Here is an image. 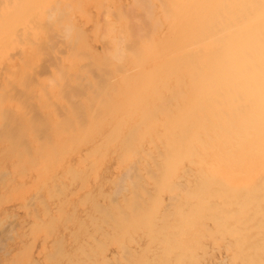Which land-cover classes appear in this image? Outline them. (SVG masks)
I'll return each instance as SVG.
<instances>
[{
  "label": "bare ground",
  "instance_id": "1",
  "mask_svg": "<svg viewBox=\"0 0 264 264\" xmlns=\"http://www.w3.org/2000/svg\"><path fill=\"white\" fill-rule=\"evenodd\" d=\"M88 26L100 50L86 41ZM81 78L89 89L78 101L89 108L61 117L51 108L68 111ZM38 97L46 139L59 142L47 141L44 153L95 139L81 165L115 155L121 177L113 194L97 197L101 208L92 205L91 224L102 222L100 238L89 236V264H202L208 243L225 250L223 264H264V0H0V111L31 123L24 107ZM32 126L43 127L26 129L39 151L46 143ZM104 242L116 246L110 258L94 249Z\"/></svg>",
  "mask_w": 264,
  "mask_h": 264
},
{
  "label": "rangeland",
  "instance_id": "2",
  "mask_svg": "<svg viewBox=\"0 0 264 264\" xmlns=\"http://www.w3.org/2000/svg\"><path fill=\"white\" fill-rule=\"evenodd\" d=\"M91 27H87L86 28V33H85V38L86 41L89 43V45H91V47L95 50H100L101 49V44L99 42H97V38H95L94 34L91 31ZM52 61L51 58H47V62L46 64V68L48 65H50ZM54 64V62H53ZM43 70H46L43 68ZM47 73V71L45 72ZM81 80V81H80ZM84 80V81H83ZM78 79V88L80 87V91L76 90L77 93H74V95L76 97H71L66 95V99L68 100H73V106H70V108L68 109V111H62L58 108L53 106L51 109H55L53 110L54 112H57V114H60V116L62 117V114L67 115V113H69L70 109L71 111H73L74 116L75 115V111H74V107H77V105H80L81 103L78 101L79 98L81 97L82 103L84 102V100L87 98V86H86V82H88V80L86 79ZM32 81V83H31ZM33 81H35L36 84V79H29L27 80V83L29 84H33ZM26 82V81H24ZM82 83V84H80ZM85 83V84H84ZM89 83V82H88ZM86 87H84V85ZM69 85V84H68ZM80 85V86H79ZM83 87V88H82ZM19 88V87H18ZM82 88V90H81ZM44 89H47L44 87ZM44 89L42 88V90H40V97H42L43 100H47L48 96L47 94H42V91H44ZM20 88L17 89V96H22L21 92H20ZM84 91V92H83ZM86 92V93H85ZM20 93V94H19ZM82 94L84 95V97L82 96ZM43 95V96H42ZM40 97H38V100H27L30 102L26 101L25 104V113L28 112L29 116H30V121H32L31 123L27 122V120L24 122L23 118H18V115H14V113L12 114V112H7V111H0L2 113H0V123L1 125H3L0 129V161L2 160V157L4 158L1 162H0V178L2 179H7L0 181V264H89L91 263V255L92 257L95 255V253H92L91 251H89L90 247H93L90 242H89V236H97V238H100L98 236V234H96L94 228H96L97 226L99 227V223L102 222L101 218L99 214H97L95 217H97L98 219L96 223V226H94L92 219H89L91 215H93V213H91L93 210V206L94 207H100L98 206L96 203L94 204V202L98 203V196L101 193L104 194H113V192L115 191V187L113 186V182L115 181V179H117L120 176L119 170L116 169V160L113 159L115 158V155H113V153H111V156L109 157H104L102 158H98L97 160V164H96V160H94L91 164V166L93 167V170L90 166L84 167L83 165H81L80 163L82 162L81 159L84 158V155L88 152V149L90 147H92L94 145V140L95 139H74L75 142H71L68 144H63V146H61L59 148V154L55 155H49L47 152L44 153V150L46 151L47 149V141H52V143H59L57 142L58 139H46L49 135V130H46V126L48 125V120L49 118L45 115V113L47 111H45V109H42L41 106V99ZM47 97V98H46ZM79 97V98H78ZM72 98V99H70ZM76 98V99H75ZM32 101V103H31ZM36 102V103H35ZM77 102V103H76ZM39 104V105H38ZM38 105V106H37ZM87 108H89L87 106V103L85 104ZM83 104H81L79 107L81 106H85ZM35 106V107H34ZM38 108H37V107ZM73 107V108H72ZM33 108V109H32ZM84 108V107H82ZM28 109V111H27ZM38 109V110H37ZM31 113H30V112ZM59 111V112H58ZM4 112V113H3ZM35 112V113H34ZM78 113V110L76 111V114ZM5 114V118H3ZM2 115V116H1ZM10 115V116H9ZM45 115V116H44ZM15 121L14 120V118ZM3 119V121H2ZM22 119V121L20 120ZM20 120V121H18ZM43 122V123H41ZM9 121V122H8ZM12 121V122H10ZM15 121V122H14ZM46 121V122H45ZM5 126H4V123ZM21 122V123H20ZM38 122V123H37ZM76 123H78V118L77 121H75ZM22 125H20V124ZM27 123L33 124V125H37L40 128H42L41 130L37 127H33L34 130H36L37 136L40 139H37L38 142H41L43 140V142L41 143H46V145L44 144L42 146V148L38 151V146L36 144H34V140L32 141V139H27L29 137V132L26 129L28 128ZM35 123V124H34ZM12 124V125H11ZM15 126H14V125ZM41 124V126H40ZM24 125V126H23ZM26 125V126H25ZM44 125V126H42ZM24 127V129L22 130V128ZM7 127V128H6ZM9 127V128H8ZM6 129V130H4ZM22 131H21V130ZM32 129V130H33ZM43 129H45L43 131ZM4 130V131H3ZM14 130L16 132H14ZM31 130V131H32ZM8 131H10L8 133ZM25 131V132H24ZM39 131V132H38ZM43 131V132H40ZM7 132V133H6ZM11 132H14V134H12ZM19 133L21 135H19ZM26 133V134H24ZM43 133V134H42ZM3 134V135H2ZM7 134V135H6ZM10 134V135H9ZM16 134L18 135V137L16 136ZM25 136H24V135ZM41 134V135H39ZM2 135V136H1ZM11 136V139L9 137L6 136ZM28 135V136H27ZM45 135V136H44ZM6 138H5V137ZM14 136V137H13ZM24 136V137H23ZM16 137V138H15ZM23 137V138H22ZM25 138V139H24ZM7 140L5 142V140ZM17 139V140H15ZM21 139V142H19ZM2 140V141H1ZM14 140V141H13ZM19 140V141H18ZM23 140V141H22ZM46 140V142H45ZM57 140V141H56ZM9 141H13L12 143ZM18 141V145L17 142ZM32 141V142H30ZM56 141V142H55ZM23 142V144H22ZM25 142V143H24ZM82 142H84L82 144ZM89 142V143H87ZM93 142V143H92ZM10 143V144H9ZM16 143V145H15ZM29 143V144H28ZM9 146H8V145ZM14 144L15 146L13 147ZM28 144V146H27ZM88 144V146H87ZM11 145V146H10ZM78 145V146H77ZM21 146V147H20ZM37 146V147H36ZM77 146V147H76ZM3 147V148H2ZM10 147V148H9ZM14 149H13V148ZM16 147V148H15ZM18 147V149H17ZM24 147V148H23ZM64 147V148H63ZM67 147V148H66ZM73 147V148H72ZM76 147V148H75ZM89 147V148H88ZM22 148V149H20ZM27 148V149H26ZM29 148V149H28ZM63 148V149H62ZM6 153H5V150ZM13 150V153H10ZM76 149V150H75ZM78 149V150H77ZM16 150V151H15ZM18 150L23 151L24 153H28L26 155V158H18L17 157V153ZM30 152H28V151ZM57 150V149H56ZM71 150V151H70ZM74 150V153H73ZM87 150V151H86ZM38 151V152H37ZM61 151V152H60ZM4 152V153H3ZM40 152V154H39ZM68 152V153H67ZM76 152V153H75ZM74 155H73V154ZM8 154V157L6 156ZM10 154H15V155H10ZM32 155V156H31ZM37 155V156H36ZM34 156V157H33ZM10 157V158H9ZM28 157V158H27ZM113 157V158H112ZM18 158V159H17ZM114 161H112L111 160ZM34 159V160H33ZM37 159V160H36ZM5 160V161H4ZM20 160V161H19ZM60 160V161H59ZM108 162H106V161ZM18 161V162H17ZM28 161V162H27ZM12 162V163H11ZM29 162H33V163H29ZM51 162V163H50ZM7 163V164H6ZM36 163V164H34ZM68 164V165H67ZM96 164V165H95ZM101 164V165H100ZM112 164V165H111ZM114 164V166H113ZM24 167H23V166ZM95 165V166H93ZM102 165H104V168ZM106 165V166H105ZM71 166V167H69ZM102 166V167H101ZM110 166V168H109ZM111 166H113L111 168ZM45 167V168H44ZM46 167H48L46 169ZM77 167V168H76ZM81 169H80V168ZM98 167V168H97ZM24 168V169H23ZM61 168V170L59 169ZM67 168H73L72 170L67 169ZM83 168V169H82ZM45 169V172L42 173ZM80 169V170H79ZM91 169V170H90ZM98 169V170H97ZM100 169V170H99ZM108 169V170H107ZM5 170L9 173L5 172ZM23 170V172H22ZM25 170V171H24ZM46 170L48 172V174L46 173ZM68 171H72V176L70 175V172ZM76 171L73 173V171ZM83 170V171H82ZM105 172H104V171ZM107 170V171H106ZM111 170V171H110ZM113 170V173H112ZM59 174H58V172ZM64 171V172H63ZM77 171L79 173H77ZM85 171V172H84ZM52 172V173H51ZM62 172V173H61ZM90 172V173H89ZM98 172V173H97ZM109 172V173H108ZM116 172V173H115ZM84 173V174H82ZM102 173V174H100ZM9 176V177H7ZM43 174V175H42ZM47 174V175H46ZM69 174V176H67ZM90 174V175H89ZM95 174H98L97 176H95ZM117 174V175H116ZM5 175V176H4ZM40 175V176H38ZM56 175L59 177H56ZM75 175V177H73ZM79 175V176H77ZM100 175V176H99ZM103 175V176H102ZM4 176V177H1ZM53 176V177H52ZM89 176V177H88ZM91 176V177H90ZM110 176V177H109ZM116 176V177H115ZM118 176V177H117ZM38 177V178H37ZM72 178H78V179H71ZM81 177V178H80ZM98 178V179H95ZM101 177V178H100ZM104 177V178H103ZM107 177V178H106ZM109 177V178H108ZM121 177V176H120ZM15 178V180H13ZM52 178V179H50ZM54 178V180H53ZM56 178V180H55ZM86 178V179H83ZM91 178V179H90ZM80 179V180H79ZM101 179V180H99ZM104 179V180H103ZM112 179V180H111ZM1 180V179H0ZM13 180V181H12ZM74 180V181H73ZM82 180V181H81ZM99 180V181H98ZM107 180V181H106ZM112 182H111V181ZM5 181V182H4ZM44 181V182H43ZM49 181V183H48ZM57 181V182H56ZM60 181H62L60 183ZM79 181V182H77ZM81 181V182H80ZM110 181V182H108ZM4 182V183H3ZM25 182V183H24ZM47 182L46 186L43 183ZM56 182V183H54ZM66 184H65V183ZM96 182V183H95ZM98 182V184H97ZM58 183V185H57ZM71 183V184H70ZM73 183V184H72ZM76 183V184H75ZM102 183V184H101ZM42 184L44 187H42ZM65 184V185H63ZM97 184V185H96ZM111 186H110V185ZM56 185V187L54 186ZM63 185V186H62ZM77 185V187H76ZM82 185V186H81ZM97 187H96V186ZM53 186V187H51ZM60 186V187H59ZM81 186V187H80ZM95 186V187H94ZM42 187V188H41ZM57 187L59 189H57ZM63 187V188H62ZM66 187V188H65ZM80 187V188H79ZM91 187V188H90ZM102 187V188H100ZM42 190L40 191L39 190ZM47 188V189H46ZM50 188V189H49ZM94 188V189H93ZM61 189V190H60ZM65 189V190H64ZM90 189V190H89ZM114 189V190H113ZM48 190V192H46ZM52 190V191H50ZM55 190V191H54ZM57 190V191H56ZM64 190V191H63ZM93 190V191H92ZM95 190V191H94ZM106 190V191H105ZM42 194H39V192ZM59 191V193H58ZM66 191H70L69 193ZM74 191V192H73ZM36 192V193H35ZM46 192V193H45ZM73 192V193H72ZM91 192V193H88ZM98 192V193H97ZM53 193V194H52ZM64 195H62V194ZM84 193V194H83ZM53 196H52V195ZM58 194V195H57ZM60 194V195H59ZM33 195V197H32ZM37 195V196H36ZM50 195V196H49ZM55 195V196H54ZM85 195V196H84ZM35 196V198H34ZM65 196V197H62ZM81 196V197H79ZM87 196V197H86ZM91 196V197H90ZM31 197V198H29ZM54 199H53V198ZM58 197V198H57ZM67 197V198H66ZM86 197V198H85ZM96 197V198H95ZM32 198L33 201L32 202ZM38 198V199H37ZM80 198V199H79ZM37 199V201H36ZM52 199V200H51ZM57 199V200H56ZM59 199H62L61 201ZM67 199V200H66ZM71 199V200H69ZM74 199V200H73ZM28 200V201H26ZM39 200V201H38ZM44 200V201H43ZM47 200V201H45ZM56 200V203H54V201ZM69 200V201H68ZM84 200V202H83ZM88 200V201H87ZM51 201V202H50ZM65 201V202H64ZM70 203V204H68ZM82 201V202H81ZM87 201V202H86ZM39 202V203H38ZM86 202V203H85ZM26 203V204H25ZM31 203V204H30ZM35 203V204H34ZM41 203V204H40ZM65 203V204H64ZM76 203V204H75ZM25 204V205H24ZM30 204V206H29ZM61 204V205H60ZM64 204V205H63ZM18 205V206H17ZM21 205V206H20ZM50 205V206H49ZM54 205V206H53ZM56 205V206H55ZM68 205V206H67ZM76 205V206H75ZM87 205V206H86ZM29 206V208H28ZM34 206V207H33ZM37 206V208H36ZM45 206V207H44ZM75 206V207H74ZM49 208L47 209V208ZM59 207L61 208V210L59 209ZM78 209H77V208ZM53 208V209H52ZM58 208V209H57ZM64 208V209H63ZM66 208V210H65ZM75 210H74V209ZM81 208V209H80ZM30 209V210H29ZM35 209V210H33ZM56 209V210H55ZM85 209V210H83ZM11 210V211H10ZM29 210V211H27ZM45 212H44V211ZM64 212H63V211ZM72 210V211H71ZM83 210V211H82ZM41 211V212H40ZM67 211V212H66ZM70 211V212H69ZM85 212H87V214H83ZM89 211V212H88ZM35 212V213H34ZM38 212V213H37ZM61 212V215H60ZM82 212V213H81ZM10 213V214H9ZM34 216H33V214ZM51 215H50V214ZM14 214V215H13ZM49 214V215H46ZM65 214V215H64ZM11 216V217H10ZM29 216V217H28ZM56 217V221L53 219ZM64 216V217H63ZM71 216V217H70ZM76 216V217H75ZM87 216V217H86ZM38 217V218H37ZM52 217V218H50ZM58 217V218H57ZM74 217V220H73ZM86 217V218H85ZM16 218V219H15ZM42 218V219H41ZM50 218V219H49ZM71 220H70V219ZM77 218V219H76ZM14 219V220H12ZM18 219V220H17ZM53 221H52V220ZM69 219V220H67ZM3 220V221H2ZM9 220V221H8ZM28 220V221H27ZM95 220V219H94ZM8 221V222H7ZM11 221V222H10ZM34 221V222H32ZM44 221V222H43ZM64 221H66L64 223ZM74 221V222H73ZM76 221V222H75ZM2 222V224H1ZM5 222V223H4ZM28 222V223H27ZM30 222V223H29ZM43 222V225H41ZM51 224H50V223ZM78 222V223H77ZM82 222V223H80ZM90 222V223H89ZM99 222V223H98ZM18 226H16L17 224ZM40 223V224H39ZM49 223V224H48ZM54 223V225H53ZM64 223V224H63ZM76 223V224H75ZM80 223V224H79ZM29 224V225H28ZM36 224V225H35ZM44 224H46L44 226ZM62 224V225H61ZM91 224V225H90ZM12 225V227L10 226ZM78 225V226H77ZM90 225V227H89ZM13 226L15 227V229L13 228ZM50 226V228H49ZM52 226V227H51ZM55 226V228L53 229V227ZM64 226V228H63ZM72 226V227H69ZM75 226V227H73ZM80 226V227H79ZM85 226V227H83ZM87 226V227H86ZM5 227V228H3ZM17 227V228H16ZM59 227V228H58ZM61 227V228H60ZM79 227V228H78ZM83 227V228H82ZM28 228V229H27ZM52 230V232L48 229ZM81 228V229H80ZM87 228V229H86ZM9 229V230H8ZM10 229H12L11 232ZM67 229V230H66ZM69 229V230H68ZM78 229L79 232H78ZM93 229V230H92ZM28 232H25L27 231ZM76 230V233H75ZM83 230V231H82ZM72 231L74 232V234L72 233ZM90 231V232H89ZM93 231V232H92ZM5 232V233H3ZM50 232V233H49ZM83 232V233H82ZM88 232V233H87ZM3 233V234H2ZM69 233V234H68ZM73 235H72V234ZM87 233V234H86ZM93 233V234H92ZM50 234V235H49ZM64 234V236H62ZM5 235V236H4ZM19 235V236H18ZM61 235V236H60ZM88 235V236H87ZM9 236H14V237H9ZM73 236V237H71ZM87 236V237H86ZM53 237V238H52ZM61 239H60V238ZM66 237V238H65ZM70 237V238H69ZM79 237V238H78ZM81 237V238H80ZM85 237V238H84ZM9 238V239H7ZM63 238V239H62ZM74 238V239H73ZM84 238V239H82ZM4 239V240H3ZM8 241H7V240ZM60 239V240H59ZM68 239V240H67ZM22 240V241H21ZM54 240V241H52ZM59 240V241H58ZM64 240V241H63ZM65 240H67L65 242ZM74 240V241H73ZM140 241L142 240L143 242L140 243H145L146 239H139ZM57 241V242H56ZM79 243H77V242ZM88 241V242H87ZM6 242V243H5ZM29 242V243H28ZM61 242V243H59ZM2 243V244H1ZM58 243V244H57ZM71 243H73L72 245H70ZM89 243V244H88ZM99 244H101V242H97ZM104 246L103 249L100 250L96 247H94V249L97 252H105L107 257H112L114 254H116L117 249L116 246H114L112 243L110 242H104ZM47 244V246H46ZM52 244V245H51ZM65 244V245H64ZM82 244V245H81ZM4 245V248H3ZM51 245V246H50ZM67 245V246H66ZM69 245V246H68ZM77 245V246H76ZM81 245V246H79ZM53 246V247H52ZM79 246V247H78ZM206 250L205 254L200 255L202 256L201 262L204 261V259L206 260L205 262H203L204 264H218L219 262H221L220 264H223L224 261H226L228 255L224 252L225 250H218L212 243H208L206 245ZM209 246V248H208ZM63 247V248H62ZM78 249H77V248ZM81 247V248H80ZM87 247V248H84ZM212 247V248H211ZM2 248V249H1ZM57 249H61L59 250L60 252H58ZM66 248V249H65ZM72 248V250H70ZM84 248V249H82ZM6 249V250H5ZM48 249V250H47ZM114 249V250H113ZM215 249V250H214ZM217 249V250H216ZM65 250V254L63 253V251ZM81 250V251H80ZM86 250V251H85ZM104 250V251H103ZM2 251V252H1ZM7 251V252H6ZM46 251V252H45ZM58 254H55L57 253ZM69 252L67 255V252ZM109 251V252H108ZM45 252V254H44ZM89 252V253H88ZM215 252V253H214ZM50 253V254H49ZM61 253H63L62 255H60ZM7 254V255H6ZM55 254V255H54ZM72 254V255H71ZM87 256H86V255ZM66 255V256H65ZM71 255V256H70ZM85 255V256H84ZM207 255V256H206ZM42 256V257H41ZM56 256V257H54ZM70 256V259L68 258ZM77 256V257H76ZM90 256V259H88ZM53 257L56 259L53 262ZM86 257V258H85ZM208 257V258H207ZM50 258H52V261L50 260ZM217 258V259H216ZM59 259V260H58ZM62 259V260H61ZM65 259V260H63ZM33 260V262H32ZM80 260V261H79ZM200 260V258H199ZM224 260V261H221ZM72 261V262H71ZM109 261V260H108ZM51 262V263H50ZM58 262V263H57ZM208 262V263H207ZM112 263V262H111ZM110 263V264H111ZM202 263V264H203Z\"/></svg>",
  "mask_w": 264,
  "mask_h": 264
}]
</instances>
